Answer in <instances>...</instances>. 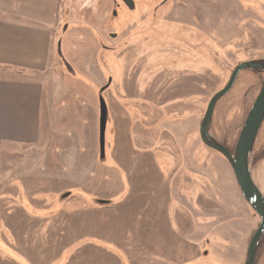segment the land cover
<instances>
[{
    "label": "rangeland",
    "instance_id": "obj_1",
    "mask_svg": "<svg viewBox=\"0 0 264 264\" xmlns=\"http://www.w3.org/2000/svg\"><path fill=\"white\" fill-rule=\"evenodd\" d=\"M133 1L57 0L53 58L29 76L43 90L39 140L0 166V264L245 263L261 220L201 128L238 65L264 66V0ZM263 84L264 69L241 72L213 142L235 152ZM250 170L264 197V122Z\"/></svg>",
    "mask_w": 264,
    "mask_h": 264
},
{
    "label": "crops",
    "instance_id": "obj_2",
    "mask_svg": "<svg viewBox=\"0 0 264 264\" xmlns=\"http://www.w3.org/2000/svg\"><path fill=\"white\" fill-rule=\"evenodd\" d=\"M16 1L0 0V69L13 72L0 78V166L12 148L39 140L43 90L41 82L29 76L46 72L54 54L51 26L57 0H42L47 9L39 15L28 2L40 0H22L23 9L13 7Z\"/></svg>",
    "mask_w": 264,
    "mask_h": 264
},
{
    "label": "water",
    "instance_id": "obj_3",
    "mask_svg": "<svg viewBox=\"0 0 264 264\" xmlns=\"http://www.w3.org/2000/svg\"><path fill=\"white\" fill-rule=\"evenodd\" d=\"M130 10L135 8V3L133 0H121ZM116 15V12L114 13ZM115 36V35H114ZM60 53V52H59ZM70 69V67L68 66ZM245 69H258L263 70L264 66L248 61L238 65L226 87L217 93L210 101L207 112L203 121L201 128V139L203 143L209 148L220 153L230 164L232 170L235 174L238 186L241 193L247 202V204L252 208L255 214L260 218V225L256 232L254 233L248 247L247 259L244 264H256V255L260 241L264 235V197L255 185L251 170H250V155L255 144L257 135L264 121V84L263 87L256 98L245 124L240 133V137L236 146L235 152H230L227 148L216 144L213 142L209 136V125L211 123L215 107L220 99L226 96L233 88L239 74ZM112 79L109 80L108 85L101 88L100 90V158L103 160L106 155V130L108 122V107L105 99L103 98V93L108 89L109 84ZM100 203H106V201H100Z\"/></svg>",
    "mask_w": 264,
    "mask_h": 264
},
{
    "label": "bare ground",
    "instance_id": "obj_4",
    "mask_svg": "<svg viewBox=\"0 0 264 264\" xmlns=\"http://www.w3.org/2000/svg\"><path fill=\"white\" fill-rule=\"evenodd\" d=\"M240 74H241V73H240ZM240 74H239V75H240ZM238 77H239V76H238ZM263 122H264V121H263ZM259 131H260V130H259ZM257 136H258V135H257ZM261 240H262V239H261ZM260 242H261V241H260Z\"/></svg>",
    "mask_w": 264,
    "mask_h": 264
},
{
    "label": "trees",
    "instance_id": "obj_5",
    "mask_svg": "<svg viewBox=\"0 0 264 264\" xmlns=\"http://www.w3.org/2000/svg\"><path fill=\"white\" fill-rule=\"evenodd\" d=\"M226 148V147H225ZM228 149V148H227ZM229 150V149H228ZM230 152H232L231 150H229Z\"/></svg>",
    "mask_w": 264,
    "mask_h": 264
},
{
    "label": "flooded vegetation",
    "instance_id": "obj_6",
    "mask_svg": "<svg viewBox=\"0 0 264 264\" xmlns=\"http://www.w3.org/2000/svg\"><path fill=\"white\" fill-rule=\"evenodd\" d=\"M264 236V235H263Z\"/></svg>",
    "mask_w": 264,
    "mask_h": 264
}]
</instances>
